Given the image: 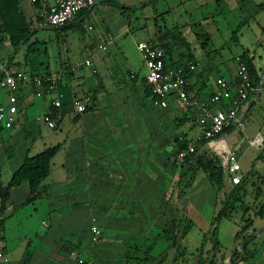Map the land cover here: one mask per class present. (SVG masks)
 I'll use <instances>...</instances> for the list:
<instances>
[{
  "label": "crops",
  "instance_id": "obj_1",
  "mask_svg": "<svg viewBox=\"0 0 264 264\" xmlns=\"http://www.w3.org/2000/svg\"><path fill=\"white\" fill-rule=\"evenodd\" d=\"M219 1L222 4L223 2L227 4L228 7L238 5L236 2H232L233 0ZM18 2L19 9L22 11L31 31L34 32L37 28L47 25L44 24L43 8L39 3H32L30 0H18ZM262 4H264V1L251 6L253 14L245 17L244 25H248L249 21L254 19L256 20L257 29L263 33L264 6ZM125 15L126 13L121 12V9L117 6L103 0L93 7L79 12L69 23L70 26L81 25L82 30L90 28L89 25L92 22L100 24L96 44L94 41H86L81 37L79 38V44L97 48V50H108L111 45L115 44L116 36L127 29V22L124 20ZM1 23L0 16V28ZM108 23H111V26H108ZM60 28L64 29L63 26ZM205 32L210 33L208 36L211 42L215 36L219 35V31L215 28ZM34 34L14 48L7 34L3 31V38L0 41V57L3 59L9 58L13 68L26 70L28 62L25 61V55L24 59L19 61L14 58V54L20 46L26 45L28 42V45L35 42L36 40H30ZM243 34L241 27L234 39H243ZM229 38H231V35ZM99 45H104V47L100 48ZM252 46V43L247 41L241 53L245 52L247 57L252 59L256 72L260 77V82L257 85L259 88L240 106L238 125L224 131L214 142L206 146L211 151L219 152L223 156L225 171L223 182L225 188L226 185L231 184L234 186V184L231 183L230 175L225 170L224 158L228 150H236L241 164L239 171L242 175L241 182L244 183V188L239 195L241 201L236 203L228 217L223 218L216 225L215 237L218 244L215 249H212L210 240L205 245L204 256L209 259L213 258L214 264H229L232 254L231 260H235V264H264V230L246 245L247 257L245 259H243V254L235 257L239 251L242 252L239 248L240 243L246 239L244 236L254 234L264 225V217L254 215V213H251L252 210L249 208V204H243L246 198L248 200L252 199L254 202L262 199L264 202V124L262 123L252 131H246L244 135L240 136V139L236 135L237 130L239 132L242 129L245 130L246 122H248L247 120L252 116L254 110L257 109V104L264 103V80L261 79V74L264 71V68L261 67L264 60L259 57L260 54L256 55V50H253ZM261 46L259 45V48ZM262 50L264 51V49ZM87 58L91 60L92 64L88 66V70H84L83 61ZM176 61L179 63L178 60ZM69 62H71L70 58L60 61V69L58 70L43 65L41 72L30 71L39 74L55 73L60 76L58 91L63 94L62 105L53 108L56 126L49 127L47 125L48 128L60 129L68 110L71 111V117L68 118L66 131L59 139H56L57 143L55 144L61 143V147L51 159L50 173L47 176V178L51 177V180L48 181L46 178L43 181L44 190L38 197L29 201L38 204V201L42 200L44 202L46 200L48 203L47 218L41 221L42 230L37 234V244L28 251L23 249L16 260L11 258L12 251H8L4 235L5 207L15 200L27 203L25 197L29 190L28 183L24 180L19 185L12 186L9 190V199L5 203L2 216L4 219L0 224L8 264H78L70 247L71 241L61 245L56 244V230L57 228L62 229L65 233L69 229L68 226L72 225L73 214L80 212L78 207L81 202L84 204L83 210L89 212L90 215L86 224L87 228L85 231L77 233H73L70 230L71 228L69 230L72 232L71 235L79 238L77 240L80 243L76 241V244L83 252L82 255L87 259H91L93 264H157L160 258H164L161 264H185L184 257L187 260L189 259L188 262L196 264L199 245L188 248L185 254L181 255L180 252H183L184 243L181 246H173L168 239L162 237L155 242L152 240L148 245L142 246L138 250L143 254L142 258L135 259L128 255V250L131 247L126 243L120 245L118 239L119 237L152 238L163 228V224L160 226L155 224L159 220H164V214L153 208L159 204V199L153 200V190L158 191L161 174L160 170L153 168L151 156L154 155V158L161 157V151H157V146L161 148L162 141L166 140V133L162 132V125H166L168 113L164 116L162 111L168 108V104L171 108L169 111L176 110L175 106L179 105L177 100H180L173 96L164 107L154 104L152 94L146 86V89H144L146 71L144 75L139 77L136 69L129 66L126 68V76L121 75L122 77L119 78L105 64L95 65L94 58L90 55L85 56L84 59L73 65H69ZM70 68H73L74 72H71ZM234 68L235 75L230 76L229 70L228 76H226L232 83H235L237 79L236 63ZM201 75L196 76L193 72L188 75L190 94L202 95L203 88L209 87L211 91L214 88V79H202ZM8 93V90L1 91L0 101L6 102ZM30 93L36 95L31 84L21 87L17 92L19 110L15 116L16 124L10 128L0 125V131L9 130L10 133L7 139L12 140L4 147L2 146L4 138L0 135V182L2 186L8 183L12 174L20 166L25 154L32 156L46 148L32 152V146H23L18 143L19 141L16 143L14 141L20 136V129L26 127V125H32L26 113L27 106L35 102V100L29 99ZM54 95L53 91H46L43 95L36 96L38 98L49 96L50 102H46L44 106V110H46ZM75 99L84 101L86 107L83 112L79 113L75 110L73 104ZM15 129L17 130L15 131ZM257 135L262 138L260 146L255 144L260 151H253L249 161L244 165L240 161L241 153H239V149L243 148L245 150L248 147H253L252 140ZM149 142L152 143L150 144V153L145 149ZM245 142H248V144ZM153 146H155L154 149ZM199 150L202 151V148H199ZM59 154L62 155V158L58 166L54 168L55 158ZM183 177V174L179 176L177 184H181ZM179 180L180 183H178ZM81 199L84 201H80ZM104 208H107V213H105ZM215 208L217 213L219 205ZM185 214L192 221L191 231L195 226V221L188 213ZM92 218H95V223L102 230V226L104 227L101 234L102 238L99 240L94 237H91L92 241L91 238L89 239L88 224L92 223ZM246 218L250 219L251 225L243 231L241 222ZM106 220L108 221L107 226H105ZM211 222L208 227L202 229V234L207 233V230L212 227ZM225 232L230 237L229 241L223 239ZM84 237L88 240H85ZM151 245L152 247L147 254L146 250ZM132 250L136 251V249ZM26 252L29 253L28 259L25 258ZM213 253H215L214 257H212ZM174 258L176 260H173Z\"/></svg>",
  "mask_w": 264,
  "mask_h": 264
},
{
  "label": "rangeland",
  "instance_id": "obj_2",
  "mask_svg": "<svg viewBox=\"0 0 264 264\" xmlns=\"http://www.w3.org/2000/svg\"><path fill=\"white\" fill-rule=\"evenodd\" d=\"M261 1L264 0H233L232 2H236L238 5L228 7L227 4L224 2L222 4L219 0H116L119 5L124 7L123 12L126 13L124 20L127 22V29L122 34L116 36L115 44L111 45L108 50H97V48L79 44L80 37L86 41L91 40L95 44L97 43L96 37L99 35L101 26L96 22H92L89 25L91 27L86 30H82V26L78 24L64 29L45 25L37 28L33 32L35 34L30 39L31 41H36L32 44L33 50L30 54L26 70L41 72L43 65H48L58 70L60 69V61L65 58H70L71 62H69V65H73L79 60L84 59L85 56L90 55L94 58L95 65L105 64L119 78L122 77L121 75L126 76V68L129 66L136 69L140 77L144 75L146 68L143 64L141 53L137 48V42L156 37L154 34L157 30L165 31L167 29L166 42L170 43L171 61L175 62L178 60L179 65H174V67H184V72L185 70L188 72L187 77L193 72L196 76L202 74V79L215 80L219 75L228 76L229 70L230 76H234V64L236 63V67L238 66L237 57L245 53L241 52L245 48L247 41L252 43V48L256 50V55L260 54L259 57L264 60V51L262 50L264 49V32L262 33L257 29L256 20L251 19L248 25H242L244 32L243 39L235 40L233 37L229 38L238 24L241 21H245V17L253 14L251 6ZM108 26H111V23H108ZM213 28L219 31V35L215 36L212 42L206 40L204 44V37L198 38L196 36V33H205V31H211ZM28 43L17 48L16 54H14L16 60L22 61L24 59ZM259 45H262L261 48H259ZM65 66L67 67V64ZM261 68H264V64ZM83 69L88 70L89 67L85 65ZM69 70L74 72L73 68ZM263 78L264 71L261 74V79L264 80ZM204 86L206 87L205 84ZM146 88L144 84V89ZM189 88V85H187L188 90ZM202 90V95L194 93L190 94V98L202 100L207 98L211 93L209 87ZM29 99L35 100L26 109L28 119L32 125H26V127L20 129V136L14 139V141L15 143L19 141L18 143L23 146H32L31 151L36 152L57 143L56 139H59L66 131L71 111L68 110L66 112L60 129H50L43 121L44 106L46 102H50L49 96L38 98L33 93H30ZM81 101L84 102L83 100ZM177 103L179 105L175 106L176 110L169 111L171 108H169L168 104V108L162 111L164 116L168 113L166 125H162V132L166 133V140L162 141L161 148L157 146V151H161V157L154 158V155L151 156L153 168L160 170L161 174L160 187L157 189L158 191L153 190V200L159 199V204L153 208L160 210L164 214V220L155 222L157 226L161 224L164 226L168 222L171 218V210H174L178 219L185 213H188L195 221V226L188 234L190 246L193 248V246L200 245L203 236L202 229L208 227L213 216L216 215L215 206L219 205V208L221 207V202L226 200L233 185H226L225 188V183L222 181V186L219 187L218 177L211 180L208 171L199 165L192 166L189 173H184L188 166H181L176 162L177 149L182 144L185 145L189 139L192 140L197 133L196 120L199 115V107L196 104L187 106L178 100ZM257 106V109L254 110L252 116L247 120L248 122H246V126L244 127L245 130L242 129L241 132L237 130L236 135L239 139L246 131H252L262 123L264 124V103H258ZM9 133L7 129L0 131V135L4 138V142L2 143L4 147L7 143L12 142L11 139H7ZM245 143L248 144V142ZM150 144L152 143L149 142L147 148H145L148 153L151 151ZM154 148L155 146H153ZM248 148L245 150L243 148L239 149V153H241L240 161L244 165L249 161L253 151H260L255 144H253V147ZM200 152H203L206 158L213 161L216 171L220 170L224 178L225 171L221 153L213 152L208 147L202 149ZM61 158V154L55 158L56 163L54 168L58 166ZM181 174L184 177L179 185L177 184V179ZM47 180L50 181L51 177L47 178ZM255 193L257 192L255 191ZM182 200L185 202L184 205ZM245 200L243 204H249L248 206L252 210L251 213L257 215L258 209L263 202L262 199L255 202L252 199L248 200L246 198ZM80 201L84 200L81 199ZM42 202L40 200L37 204L15 200L5 207L6 222L4 224V235L8 251H12V259H18L23 249L28 251V249L37 244V234L42 230L41 221L47 218L48 203L46 200ZM83 208L84 204L81 202L78 207L80 212L78 211V214H73L72 216V225L68 227L69 229L71 228L70 230L73 233L85 231L87 228L86 224L90 215ZM104 209L105 213H107V208ZM234 215L236 216L235 213ZM249 221V218L244 219L241 222V227L247 225ZM91 224H88L90 231L89 239L91 237L98 240L101 239L104 227L99 223L103 230L100 228L101 233L97 236L92 232ZM107 224L108 221L106 220L105 226ZM69 229L63 233L62 229L57 228L56 244L61 245L62 243L71 241L70 247L75 252L74 255L77 261L80 256L84 257V255H82L81 249L78 248L79 245L76 244V241L79 242V238L71 235L72 232ZM207 232L208 241L210 240L212 249L214 250V244H218L215 237L216 234H211V228ZM229 238V235L225 232L223 239L229 241ZM118 239L120 245L126 243L131 247L128 250L130 257L141 259L143 254L138 252V250L142 246L148 245L154 240V237H119ZM85 240H88V238ZM182 243L181 234L179 233L176 236V245L181 246ZM132 249H136V251ZM188 260L184 257L185 264H192Z\"/></svg>",
  "mask_w": 264,
  "mask_h": 264
},
{
  "label": "built area",
  "instance_id": "obj_3",
  "mask_svg": "<svg viewBox=\"0 0 264 264\" xmlns=\"http://www.w3.org/2000/svg\"><path fill=\"white\" fill-rule=\"evenodd\" d=\"M39 3L43 8L44 24L60 28L75 16L93 7L103 0H30ZM103 48L104 45H99ZM144 66L146 68L145 84L151 90L154 104L166 106L171 97H177L184 104H196L199 107V115L196 120L197 133L192 140H188L183 148L177 150L176 162L183 164L185 159L200 152L199 148H206L214 142L224 131L238 125L240 106L248 100L250 95L258 90L254 85L249 68L241 56L237 57V79L235 83L226 77L219 75L214 80V88L209 96L202 100L191 99L187 89L188 80L184 75V67L170 66L166 62V52L163 47L149 40L137 42ZM86 66H91L89 58L83 61ZM60 76L55 73H34L23 69L13 68L9 58L0 57V92L8 90L6 102L0 101V125L10 128L16 124L19 97L18 90L31 84L35 94L43 95L46 91L55 93L50 105L43 113V120L49 127L56 126L53 108L61 107L63 94L58 91ZM75 110L83 112L85 103L79 99L73 101ZM253 144L261 145L262 138L257 135L252 140ZM225 170L230 175L232 184H238L242 180L240 174L241 164L237 152L228 150L225 158ZM4 212V200L2 187L0 186V218ZM91 230L97 236L101 233L100 227L92 218ZM75 254V252H72ZM78 264H93V261L85 257L77 259ZM0 264H8L7 253L4 247L2 227L0 225Z\"/></svg>",
  "mask_w": 264,
  "mask_h": 264
},
{
  "label": "trees",
  "instance_id": "obj_4",
  "mask_svg": "<svg viewBox=\"0 0 264 264\" xmlns=\"http://www.w3.org/2000/svg\"><path fill=\"white\" fill-rule=\"evenodd\" d=\"M109 3L113 4L114 6H117L119 9H121V12L124 11V7L122 5H119L116 0H106ZM264 6V4H262ZM82 12V11H81ZM0 16L2 19L1 23V28H0V41L3 38V31L7 34L8 38L12 42V45L14 48L22 42L26 41L32 34L33 31L29 29L28 24L25 20V17L22 13V11L19 9V2L18 0H0ZM244 24V21H241L237 28L233 30L231 34V38L235 37L236 34L239 32L241 29L242 25ZM70 26V23H66L63 28H66ZM168 35L167 29L165 31L157 30L154 36L156 37H151L149 39L150 42L157 43L161 47L164 48L166 52V62L170 66H176L179 65L177 61H171V56H170V43L167 41L166 42V36ZM196 36L199 37H204L203 43L205 44L206 40H209L208 34L205 33H196ZM32 43H30L27 47V51L25 54V61H29L30 54L33 50L32 48ZM241 57L245 60L251 77L254 81V85L257 86L260 82V77L258 76L255 65L252 62L251 58H248L246 53L241 54ZM187 71L184 72L185 77H187ZM145 80V78H144ZM147 87L148 91L151 94V90L149 87L145 84ZM147 91V93H148ZM146 93V94H147ZM153 98V96H152ZM61 143L46 147L44 150L40 151L39 153L35 155H28L25 154L20 166L18 169L12 174L10 180L8 183L4 186H2L0 182V186L2 187V192H3V200H4V206L6 201L9 199V190L12 186L19 185L22 181H27L29 190L26 194L25 200L27 202L32 201L36 197H38L41 192L44 190V184L43 181L47 178V176L50 173V163L52 157L55 155V153L60 149ZM184 144H182L178 149L183 148ZM177 149V150H178ZM194 165H199L202 167L204 170L208 171L209 178L211 180H214L215 178L218 177V186H222V173L220 170L216 171V166L211 161L210 159L206 158L203 155V152H195L194 154L188 156L185 161L183 162L182 166H188L184 173H189L192 169V166ZM180 183V180L178 181ZM244 188V183L240 182L238 184H234V186L231 188L229 191L227 198L225 201L221 202V207L217 211L216 215L212 218L211 222V234H216V225L220 223V221L228 217L231 210L234 208L237 202L241 201L239 195L240 192ZM181 191V190H180ZM184 204V200H183ZM261 218L264 217V202L260 205L258 209V214ZM171 218L166 222V224L163 226L161 231L156 234L154 237L153 242L158 240L159 238H166L168 239L173 246H176V236L180 233L181 234V240L184 243L183 247V252L180 254L184 255L185 251L188 248H191L190 246V240H188V234L190 232V229L192 227V221L186 214H184L181 218H177L175 215L174 210H171L170 212ZM4 218H0V224H2ZM251 225V222H248L247 225H244L241 227V229L244 231L245 229L249 228ZM251 236V234H247L244 236V238H247ZM208 241V232L204 233L200 242V245L197 248L198 251V258H197V263L196 264H214L213 258L209 259L208 257L204 256V249L205 245ZM153 245V244H152ZM152 245L146 250V253L148 254ZM217 244H214L213 248L216 247ZM215 249V248H214ZM247 246H245L243 252H238L235 257H237L240 254H243V259L247 257ZM215 253H213L214 257ZM29 253L26 252L25 258L28 259ZM173 260H176L174 258ZM164 261V258H160L157 261V264H161ZM235 260H232V264L234 263Z\"/></svg>",
  "mask_w": 264,
  "mask_h": 264
},
{
  "label": "water",
  "instance_id": "obj_5",
  "mask_svg": "<svg viewBox=\"0 0 264 264\" xmlns=\"http://www.w3.org/2000/svg\"><path fill=\"white\" fill-rule=\"evenodd\" d=\"M264 230V225L259 229L257 230L254 234H252L251 236L247 237L245 240H243L241 243H240V248L243 252V249L244 247L253 239L256 237L257 234H259L261 231ZM232 257H233V254L230 256V259H229V264H232Z\"/></svg>",
  "mask_w": 264,
  "mask_h": 264
}]
</instances>
